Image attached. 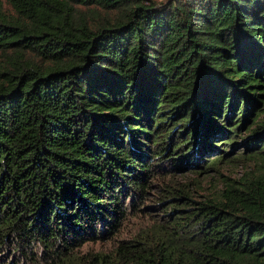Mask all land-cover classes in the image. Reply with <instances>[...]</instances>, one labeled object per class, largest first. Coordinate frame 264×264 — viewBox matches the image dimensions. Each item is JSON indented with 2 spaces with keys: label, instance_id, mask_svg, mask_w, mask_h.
Masks as SVG:
<instances>
[{
  "label": "trees",
  "instance_id": "obj_1",
  "mask_svg": "<svg viewBox=\"0 0 264 264\" xmlns=\"http://www.w3.org/2000/svg\"><path fill=\"white\" fill-rule=\"evenodd\" d=\"M7 263L264 264V0H0Z\"/></svg>",
  "mask_w": 264,
  "mask_h": 264
},
{
  "label": "rangeland",
  "instance_id": "obj_2",
  "mask_svg": "<svg viewBox=\"0 0 264 264\" xmlns=\"http://www.w3.org/2000/svg\"><path fill=\"white\" fill-rule=\"evenodd\" d=\"M159 3H164L167 0H155ZM245 135H241L240 138L236 139V142L233 143L232 146H228L226 149L228 152H233V157L237 156L238 153L245 152V146L241 143L242 139ZM237 143V146H236ZM235 145V147H234ZM257 166L250 161H235L230 164H225L221 168V172L211 173L205 175L204 178V193L214 192L216 190H220L223 187V183L227 180H240L243 179L247 174H253L256 172ZM188 176H192L188 174ZM162 211L146 209L143 212L138 213V218L133 219V223L136 225L137 229H141L142 226H145L147 222H152V220H159L160 214ZM113 246L112 241L98 242L95 244H89L85 246L84 250H94V251H109ZM5 255H3V260L7 261H15L20 262L21 251L15 249H6ZM8 264V263H7Z\"/></svg>",
  "mask_w": 264,
  "mask_h": 264
}]
</instances>
